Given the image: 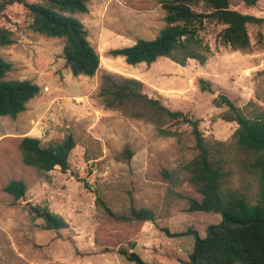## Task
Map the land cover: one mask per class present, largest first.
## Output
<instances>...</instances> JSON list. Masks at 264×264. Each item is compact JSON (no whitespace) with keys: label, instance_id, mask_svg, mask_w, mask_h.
I'll return each instance as SVG.
<instances>
[{"label":"rangeland","instance_id":"rangeland-1","mask_svg":"<svg viewBox=\"0 0 264 264\" xmlns=\"http://www.w3.org/2000/svg\"><path fill=\"white\" fill-rule=\"evenodd\" d=\"M161 2L90 0L89 12L77 17L100 55L94 77H75L62 57L64 40L34 32L21 4L3 12L0 25L14 38L11 46L0 45V57L13 64L8 79L30 80L41 93L17 118L0 116V264H133L118 252L132 245L148 264H191L194 236L169 237L164 229L194 230L205 238L210 227L222 223L219 214L188 212L185 202L169 195L161 175L162 169L175 170L197 154L192 128L180 126L177 136L166 137L148 120L105 108L98 93L107 73L140 80L151 98L198 120L207 140L229 142L238 125L223 121L227 108H216L213 100L225 95L239 108L249 103L264 108V24L249 26L252 46L247 51L225 47L218 38L224 27L209 26L201 33L211 48L204 65L189 60L181 66L160 58L150 66H131L123 57H112L111 50L159 34L165 26ZM230 3L264 18V0L251 9L243 0ZM201 79L212 83V92L201 91ZM68 136L76 147L67 172L57 167L41 174L23 163L22 138L47 144ZM14 180L24 181L28 188L18 204L4 191ZM98 199L117 216L128 215L132 205L151 209L156 222L117 220ZM27 203L49 208L68 228L42 230L43 221H32Z\"/></svg>","mask_w":264,"mask_h":264},{"label":"trees","instance_id":"trees-1","mask_svg":"<svg viewBox=\"0 0 264 264\" xmlns=\"http://www.w3.org/2000/svg\"><path fill=\"white\" fill-rule=\"evenodd\" d=\"M261 0H243L248 8ZM90 0H1L0 17L8 6L21 4L30 18V28L41 35L64 40L62 57L75 76L94 77L100 69V55L91 44L88 31L77 15L89 12ZM165 26L152 40L138 39L134 45L110 51L112 57H123L128 65L148 66L160 58H169L185 66L189 60L204 65L211 48L201 33L211 25L224 28L218 38L232 51L251 49L250 25L262 26L264 18L232 8L230 0H162ZM14 44L13 32L0 25V45ZM13 64L0 57V116L17 118L38 97L41 87L30 80H10ZM202 92H212V83L200 80ZM98 97L107 109L121 110L132 117L152 122L166 137L178 135L180 126L192 128L197 154L175 170L162 169L170 196L185 202L190 213H214L223 217L218 226L209 228L207 237L197 231L164 232L169 237L193 235L195 251L191 264H264V108L249 103L237 107L227 96L213 100L216 108L226 107L221 119L236 123L237 130L229 142L207 140L200 122L182 111H172L159 99L146 93L140 80L107 73L103 76ZM76 147L73 136L47 144L39 138L24 137L19 144L23 163L47 174L57 167L69 170V158ZM129 157L132 156L131 152ZM4 191L14 204L25 199L28 188L24 181H11ZM101 206L117 220L156 222V214L147 208L131 206L128 215L117 216L98 199ZM33 222L45 231H60L68 223L47 207L25 205ZM135 245L118 252L133 264H148L135 250Z\"/></svg>","mask_w":264,"mask_h":264}]
</instances>
